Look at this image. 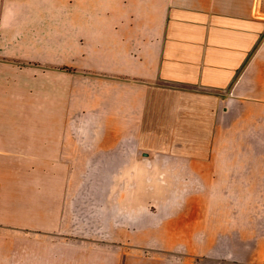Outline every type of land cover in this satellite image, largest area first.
Returning <instances> with one entry per match:
<instances>
[{"label": "crops", "instance_id": "0c3cea01", "mask_svg": "<svg viewBox=\"0 0 264 264\" xmlns=\"http://www.w3.org/2000/svg\"><path fill=\"white\" fill-rule=\"evenodd\" d=\"M0 264H264V0H0Z\"/></svg>", "mask_w": 264, "mask_h": 264}]
</instances>
